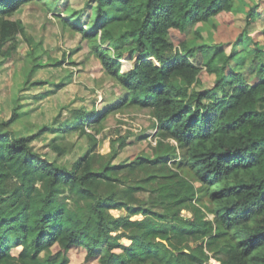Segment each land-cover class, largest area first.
Returning <instances> with one entry per match:
<instances>
[{
  "label": "trees",
  "instance_id": "16d2710c",
  "mask_svg": "<svg viewBox=\"0 0 264 264\" xmlns=\"http://www.w3.org/2000/svg\"><path fill=\"white\" fill-rule=\"evenodd\" d=\"M26 1L0 0V55H11L14 45L5 46L18 33L32 45L21 89L46 83L33 79L45 65L38 43L11 17ZM61 4L48 6L68 12L64 25L81 32L123 92L102 111L75 110L59 129L134 106L151 111L160 138L130 160L89 149L68 167L33 146L47 126L10 128L26 112L17 91L0 122V264H67L73 247L99 264H264V44L237 58L246 30L231 53L189 39L199 23H233L235 0H93L86 26V10ZM259 15L251 8L249 22ZM126 52L137 62L122 71Z\"/></svg>",
  "mask_w": 264,
  "mask_h": 264
},
{
  "label": "rangeland",
  "instance_id": "374dc122",
  "mask_svg": "<svg viewBox=\"0 0 264 264\" xmlns=\"http://www.w3.org/2000/svg\"><path fill=\"white\" fill-rule=\"evenodd\" d=\"M89 1L93 0H59L62 10L68 6L86 10L81 19L83 26L88 22ZM49 2L50 0L23 2L11 16L14 19L20 18L26 26L27 35L33 39V44L38 43L34 49L35 55L45 65L35 71L33 79L44 80L46 83L21 89L23 69L32 45L18 33L5 46L14 45L11 55H0V122L12 115L13 99L18 91L24 105L22 110L26 112L10 128L18 134L27 135L47 126L32 144L51 160L72 167L89 149H94L107 159V154L115 148V162L130 160L149 152L160 137L157 120L147 108L122 106L110 111L92 126L86 121L83 126L69 131L59 129L64 121L73 116L75 110L102 111L118 101L123 90L119 82L105 72L99 60L91 54L89 43L81 32L64 25L63 18L71 19L68 12L50 8ZM251 8H257L260 15L249 22L248 11ZM234 15L233 23L221 22L215 18L199 23L189 34V39L197 36L199 43L222 45V48L231 53L238 36L246 30L249 33L246 42L236 47L237 58L246 57V46L254 45L253 42L264 44V0H235ZM62 58L65 60L61 65L50 64L51 61ZM121 60L122 71H128L136 64L137 56L132 58L126 52ZM232 61L235 64V59ZM120 135L127 138L125 148L119 146ZM170 142L177 144L173 139ZM55 143L61 144L63 153L59 154ZM113 212L118 215L125 213V210ZM183 214L192 216V212L188 210H183ZM208 217L212 218L213 214L209 213ZM19 250V247H15L13 251L17 254ZM58 250L56 245L54 251ZM67 255V264H99L96 258L87 256L83 247H73ZM211 261L219 264L215 258Z\"/></svg>",
  "mask_w": 264,
  "mask_h": 264
}]
</instances>
